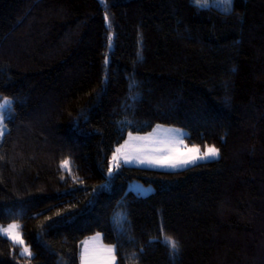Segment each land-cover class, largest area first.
<instances>
[{
  "label": "trees",
  "instance_id": "1",
  "mask_svg": "<svg viewBox=\"0 0 264 264\" xmlns=\"http://www.w3.org/2000/svg\"><path fill=\"white\" fill-rule=\"evenodd\" d=\"M0 96V225L23 226L30 264H80L96 233L116 264H264V0H0ZM156 125L219 157L109 177ZM20 250L0 236V264H29Z\"/></svg>",
  "mask_w": 264,
  "mask_h": 264
},
{
  "label": "snow or ice",
  "instance_id": "2",
  "mask_svg": "<svg viewBox=\"0 0 264 264\" xmlns=\"http://www.w3.org/2000/svg\"><path fill=\"white\" fill-rule=\"evenodd\" d=\"M219 5L224 6L225 11L231 10L233 0H215ZM197 7H207V0H194ZM106 22H109L107 14L105 15ZM109 47H111V36L109 37ZM108 63L107 57L105 64ZM13 101L8 97L0 99V136H3L6 125L4 120L7 118L8 113L12 111ZM134 141H150L156 147L152 151H144L143 148H138L135 153H130L126 149ZM183 146L188 154H178L179 146ZM204 151H201L199 145H192L189 147L184 142V134L182 129L179 128H164L157 125L153 132L148 133L146 136L133 135L131 131L128 132V139L120 144L112 153L111 160L109 161L108 175L112 176L114 169L121 166V160L124 164L137 163L140 165H147L149 167L178 169L187 168L190 165H196L199 161L215 159L219 157V149L214 145L204 146ZM60 167L62 170H67L68 174L72 176L74 181L78 178L73 175L71 171L70 161L65 159L61 161ZM64 177L61 176V179ZM82 183V181H79ZM102 189L106 185L100 186ZM95 191V189H94ZM91 201H89V204ZM57 216H62V213H56ZM51 219V218H48ZM120 217H117L119 222ZM59 221H57L58 223ZM22 225L13 221L7 226H0V236L6 237L12 244L20 246V255L29 258L32 257L30 246L25 244L22 233ZM158 239V238H154ZM164 244L170 249L172 254L179 252V243L174 238L167 234L163 235ZM82 250L80 254L81 264H116V245H106L102 242L100 233L90 237L88 240L82 242ZM143 249H141V252ZM130 259H138L136 253L132 254Z\"/></svg>",
  "mask_w": 264,
  "mask_h": 264
},
{
  "label": "rangeland",
  "instance_id": "3",
  "mask_svg": "<svg viewBox=\"0 0 264 264\" xmlns=\"http://www.w3.org/2000/svg\"><path fill=\"white\" fill-rule=\"evenodd\" d=\"M193 2H194V0H192ZM211 3H216L215 2V0H207V7L211 4ZM216 4H218V3H216ZM3 97H1L0 96V99H2ZM10 99V98H9ZM11 116V112L10 113H8V115H7V117H10ZM164 128H177V127H168V126H163ZM179 129H181V128H179ZM6 130V129H5ZM182 131H183V134L185 135L186 133H185V131L182 129ZM5 132V131H4ZM134 135H136V134H134ZM1 138H2V136H0V140H1ZM185 142V141H184ZM150 144H151V147H156V145H154V144H152L151 142H150ZM186 144V143H185ZM189 147H191V146H189ZM205 149H201V151H204ZM178 154H188L187 153V150L181 145V146H179V153ZM210 160H212V159H210ZM204 161H206V160H204ZM121 162H122V160H121ZM199 162H201V161H199ZM143 167V166H142ZM145 167H149V166H147V165H145ZM151 168H155V169H163V170H177V169H168V168H158V167H151ZM178 169H182V168H178ZM128 189H131V190H133L134 192H136V193H138V194H140V195H147V194H149L150 192H152L153 191V187L152 186H146V185H143V184H141V183H139L138 181H132V182H130L129 184H128ZM0 226H2V225H0ZM7 226V225H6ZM5 226V227H6ZM96 234H94V235H91L90 237H93V236H95ZM90 237H88V238H86V239H84L83 241H86V240H88ZM82 241V242H83ZM103 242V241H102ZM104 243V242H103ZM105 244V243H104ZM106 245H109V244H106ZM82 247H83V245H82V243H81V247H80V254H81V250H82ZM80 264H81V260H80Z\"/></svg>",
  "mask_w": 264,
  "mask_h": 264
},
{
  "label": "crops",
  "instance_id": "4",
  "mask_svg": "<svg viewBox=\"0 0 264 264\" xmlns=\"http://www.w3.org/2000/svg\"><path fill=\"white\" fill-rule=\"evenodd\" d=\"M157 126V125H156ZM156 126L153 128L155 129ZM153 129L149 132H153ZM148 133L146 134H136L139 136H146ZM134 135V134H133ZM128 139V136L126 138V140ZM124 143V142H123ZM122 143V144H123ZM138 148H143L144 151H152L155 147H151L150 141H134L132 142V144L126 149V151L130 152V153H135L137 151ZM123 162V161H122ZM126 165H132V166H143L145 167V165H140L137 163H131V164H126Z\"/></svg>",
  "mask_w": 264,
  "mask_h": 264
}]
</instances>
